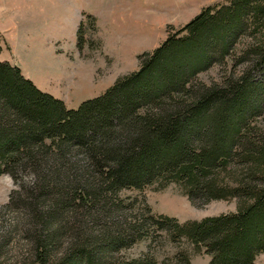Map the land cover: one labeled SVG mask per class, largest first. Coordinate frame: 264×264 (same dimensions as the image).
<instances>
[{
  "label": "trees",
  "instance_id": "16d2710c",
  "mask_svg": "<svg viewBox=\"0 0 264 264\" xmlns=\"http://www.w3.org/2000/svg\"><path fill=\"white\" fill-rule=\"evenodd\" d=\"M239 37L250 39L241 49ZM138 58L136 71L76 110L0 62V174L20 185L5 208L22 211L28 263L157 264L150 252L121 253L164 237L207 264H255L264 253V0L207 7ZM215 64L231 71L202 83ZM31 173L35 183L22 184ZM170 184L193 205L234 199L236 211L180 223L120 196ZM172 262L191 264L189 252Z\"/></svg>",
  "mask_w": 264,
  "mask_h": 264
},
{
  "label": "rangeland",
  "instance_id": "374dc122",
  "mask_svg": "<svg viewBox=\"0 0 264 264\" xmlns=\"http://www.w3.org/2000/svg\"><path fill=\"white\" fill-rule=\"evenodd\" d=\"M224 4L226 0H0V62L17 67L39 90L76 110L82 102L101 96L118 78L136 71L138 57L151 53L168 34L203 9ZM80 33L83 44L78 49ZM247 41L239 37L235 48L241 49ZM231 65H212L198 79L218 83ZM243 67H235V72ZM256 79L264 82V75L256 74ZM21 182L30 183L25 177ZM182 191L170 184L158 190L156 186L124 190L120 196L135 201L138 210L147 205L153 214L180 223L236 211L234 199L193 205ZM6 205L0 204V264H29L31 247L25 239L22 211H10ZM180 249L189 252L191 264L209 261L185 242L172 244L164 237L136 244L121 255L134 258L150 252L157 264H173ZM255 264H264V253Z\"/></svg>",
  "mask_w": 264,
  "mask_h": 264
},
{
  "label": "clouds",
  "instance_id": "9594fccd",
  "mask_svg": "<svg viewBox=\"0 0 264 264\" xmlns=\"http://www.w3.org/2000/svg\"><path fill=\"white\" fill-rule=\"evenodd\" d=\"M25 181L34 184L36 181L35 174L31 173L25 177ZM20 190V185L10 173L0 174V204L10 203L12 193Z\"/></svg>",
  "mask_w": 264,
  "mask_h": 264
}]
</instances>
